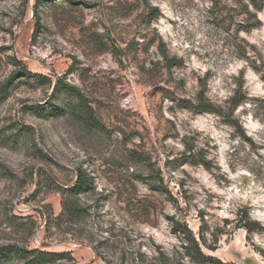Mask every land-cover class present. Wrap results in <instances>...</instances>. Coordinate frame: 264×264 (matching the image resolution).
I'll return each instance as SVG.
<instances>
[{
	"label": "rangeland",
	"instance_id": "obj_1",
	"mask_svg": "<svg viewBox=\"0 0 264 264\" xmlns=\"http://www.w3.org/2000/svg\"><path fill=\"white\" fill-rule=\"evenodd\" d=\"M258 17L246 30L237 0H0V248L68 254L44 264H197L180 221L205 254L264 264ZM18 61L34 75L8 85ZM202 92L221 112L193 109ZM79 171L87 213L70 222L58 216ZM243 210L263 228H239Z\"/></svg>",
	"mask_w": 264,
	"mask_h": 264
},
{
	"label": "trees",
	"instance_id": "obj_2",
	"mask_svg": "<svg viewBox=\"0 0 264 264\" xmlns=\"http://www.w3.org/2000/svg\"><path fill=\"white\" fill-rule=\"evenodd\" d=\"M238 2V11L239 15H245L247 20L246 26L244 28L246 30L253 29L255 27H258L262 24L260 18L258 17V13L263 11L264 9V0H237ZM153 15H158L159 12L157 8H154L152 10ZM36 30L40 27V17L37 15L36 17ZM164 56L167 58L169 57L166 52H163ZM177 58H172L170 61H175ZM18 64L20 65L19 70H17L12 77L10 78L8 85L12 84L16 79L28 76V75H34L32 72L29 71L27 66L23 64V62L18 61ZM38 77H45L40 74ZM7 85V86H8ZM2 88V90H6L8 87ZM68 91L74 95H78L82 101H84V104L86 106V109L89 110L88 115V122L90 125H94L96 128H101L100 124L94 123V116H93V108L88 105L87 102H85V96L81 94L75 86L68 85L66 87ZM233 108H237L241 101L237 100V98H233ZM195 110H209V111H215V112H221V108L215 106L212 102H210L208 99L205 98V94L202 92L201 95L198 98V103L196 105L192 106ZM201 163L206 166L208 169H210L209 162L202 158L200 160ZM90 186V182L88 181L87 174L84 171L78 172V178L75 183L70 188H67L64 190V197L62 200V210L58 218H64L67 221H75L80 217H83L87 213V209L81 204L80 198H79V192L81 190L87 189ZM239 218V228H243L247 230L248 234L254 233L256 231H259L262 229V225L259 221L254 220L249 211L243 210L242 213H240ZM173 229L175 231H180L185 239L187 240V246L186 249L188 250L189 255L191 258L197 263V264H233L224 262L220 258L205 254L202 251L200 240H205L203 233L200 237L201 239L198 240L196 235L194 234L193 230H191L186 223H182L180 221L174 222ZM21 255L22 257H25V262L27 264H44V263H50L53 262L55 259L64 257L65 255H68L67 252H51V251H45L40 249H34L32 251H25L22 249H19L14 246H5L0 248V264L8 258H12L13 256Z\"/></svg>",
	"mask_w": 264,
	"mask_h": 264
}]
</instances>
